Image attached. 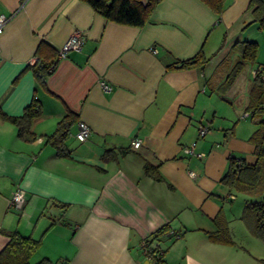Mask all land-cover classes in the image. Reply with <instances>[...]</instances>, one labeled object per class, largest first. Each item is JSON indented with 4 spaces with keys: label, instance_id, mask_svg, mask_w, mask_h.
<instances>
[{
    "label": "crops",
    "instance_id": "1",
    "mask_svg": "<svg viewBox=\"0 0 264 264\" xmlns=\"http://www.w3.org/2000/svg\"><path fill=\"white\" fill-rule=\"evenodd\" d=\"M250 1L228 0L217 14L202 0H160L143 26H133L83 0H0L8 17L0 32V106L21 115L34 96L42 106L33 141L0 118V252L17 230L41 238L33 255L52 264H156L139 248L153 235L167 264H257L264 249L241 219L246 200L220 181L231 155L256 160V124L245 113L256 70L264 74V31ZM77 30L82 47L59 58L40 86L27 69L39 43L58 50ZM238 40L259 45L241 108L218 91V68L238 60ZM200 51L204 65L169 68ZM69 111L77 121L65 141L69 153L59 155L46 135ZM79 120L92 130L85 141L76 137ZM200 124L209 127L202 137ZM191 145L195 154L184 150ZM147 162L164 178L147 174ZM18 188L26 193L22 211L11 205ZM220 227L230 242L209 236Z\"/></svg>",
    "mask_w": 264,
    "mask_h": 264
},
{
    "label": "trees",
    "instance_id": "2",
    "mask_svg": "<svg viewBox=\"0 0 264 264\" xmlns=\"http://www.w3.org/2000/svg\"><path fill=\"white\" fill-rule=\"evenodd\" d=\"M90 4L98 13L109 20L117 23L143 26L151 15V12L160 0H83ZM215 13L221 14L227 5L228 0H202ZM253 15V22H257L264 31V0H251L248 6ZM259 45L255 40H238L232 46V50L238 52L239 58L234 63L231 72L227 76L225 88L230 87L238 73L243 69L244 64L253 63L257 59ZM58 50H55L46 41H41L36 50V60L27 65L35 74L40 86L45 87L47 77L53 73L58 63ZM207 58L200 51L194 57L181 60L169 68H187L197 65H204ZM25 71V70H24ZM22 71L17 79L24 72ZM264 74L257 69L253 85L250 91V101L246 108L251 119L256 124V129L251 135L255 145L256 160L249 163L245 158L231 155L229 167L220 181L229 188L245 193H255L264 188ZM42 113L41 102L37 96L25 106L21 115H10L0 106V118L13 123L17 127L18 136L25 141H33L36 138L32 130V121ZM77 121V115L69 111L59 120L56 129L46 136V142L56 147L59 155L69 153L66 147V138L71 126ZM109 150L105 156L108 157ZM147 174L155 179H163V175L157 167L147 162L144 165ZM61 205L65 206L61 203ZM241 219L247 226L250 233L257 239L264 242V197L257 200H246L243 206ZM58 220H62L59 218ZM57 221L53 220L51 226ZM209 236L217 241L230 242L227 227H220L219 230L209 232ZM228 237V238H227ZM41 238H34L32 235H24L19 231L10 234V240L0 252V264H31L30 258L40 247ZM35 264H52L43 258ZM257 264H264V257L257 259Z\"/></svg>",
    "mask_w": 264,
    "mask_h": 264
},
{
    "label": "built area",
    "instance_id": "3",
    "mask_svg": "<svg viewBox=\"0 0 264 264\" xmlns=\"http://www.w3.org/2000/svg\"><path fill=\"white\" fill-rule=\"evenodd\" d=\"M8 17L4 14L0 15V32L3 29L4 24L6 23ZM85 42V36L82 31H75L69 39L58 49V57L62 58L67 55V53L72 49H80ZM157 51L156 49H154ZM35 61V60H34ZM32 61V63L34 62ZM264 77V76H263ZM100 85L105 91H111L113 89L112 83L107 81L105 78H101L99 81ZM249 113H245V116ZM209 131L207 125H199V135L205 136ZM91 128L87 122L84 120L78 121V129L76 132V137L81 140H87L91 135ZM142 142L139 138H135L131 142V147L133 149H138L141 146ZM184 150L189 154H195L194 145L186 146ZM191 176H196L194 170L189 171ZM234 198V196H232ZM26 202V193L22 188H18L12 198L11 205L18 211H22ZM139 248L144 256L149 259H152L156 264H167L165 261V251L166 248L163 243L154 237L153 235H146L141 239Z\"/></svg>",
    "mask_w": 264,
    "mask_h": 264
},
{
    "label": "rangeland",
    "instance_id": "4",
    "mask_svg": "<svg viewBox=\"0 0 264 264\" xmlns=\"http://www.w3.org/2000/svg\"><path fill=\"white\" fill-rule=\"evenodd\" d=\"M229 49L231 50V48H228V50ZM215 62H216V59L213 60V64ZM234 63L235 62H233L231 64V61L228 60L221 66L222 68H220V67L218 68V70H220L219 74L222 77V79H221L222 82L218 86V91H220L221 94H224V95H228V94L230 95L231 94V97H229V101L233 103L232 105L234 107L241 108V106L243 104L242 100L245 96V90H246V88H244V87L247 84L245 79H246L247 75L250 74V65H249V63L244 64L243 69H241V71L238 73V75L236 76V79L234 81V84H232L233 88L231 85L232 90L230 91V87L225 88L224 86H225V82L227 80V76L231 72V70L234 66ZM212 66L214 67L215 64L210 65V67H212ZM234 192L238 196L237 197L238 202H244L245 200H257V199H261L264 197V192L262 194L245 193V192H238V191H234ZM257 241H259V243L262 245V247L264 249V242H262L261 240H257ZM259 254H261V256L264 257V251L259 252ZM40 260H42V259H40L38 257V255H32V257L30 258V263L35 264V263L39 262Z\"/></svg>",
    "mask_w": 264,
    "mask_h": 264
}]
</instances>
